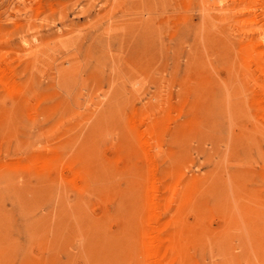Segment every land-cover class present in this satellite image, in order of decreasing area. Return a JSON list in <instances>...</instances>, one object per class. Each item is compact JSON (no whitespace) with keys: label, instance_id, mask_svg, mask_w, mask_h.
<instances>
[{"label":"rangeland","instance_id":"rangeland-1","mask_svg":"<svg viewBox=\"0 0 264 264\" xmlns=\"http://www.w3.org/2000/svg\"><path fill=\"white\" fill-rule=\"evenodd\" d=\"M0 264H264V0H0Z\"/></svg>","mask_w":264,"mask_h":264}]
</instances>
